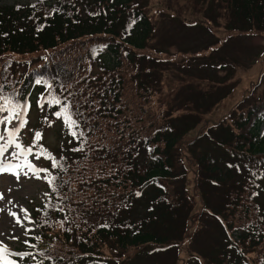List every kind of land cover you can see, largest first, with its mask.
<instances>
[{"label": "trees", "instance_id": "trees-1", "mask_svg": "<svg viewBox=\"0 0 264 264\" xmlns=\"http://www.w3.org/2000/svg\"><path fill=\"white\" fill-rule=\"evenodd\" d=\"M221 3L239 31L264 33V0ZM153 32L134 0L0 4V56L35 59L20 73H4L2 66L0 85L26 106L25 115L36 109L56 123L55 144L39 140L33 147L59 167L41 155L46 196L32 213L36 234L22 264H175V257L162 260L157 251L170 252L186 236L192 206L179 158L194 153L197 142L204 144L196 186L215 185L223 197L204 205L221 226L195 253L206 264H264V210L255 201L264 180V99L242 102L243 108L184 143L201 113L185 109L190 102L172 104L179 112L173 116L155 107L162 62L148 55ZM50 94L69 105L79 125L76 137L56 118L59 107H48ZM38 126L39 119L27 121L26 137H35ZM130 251L138 254L129 259Z\"/></svg>", "mask_w": 264, "mask_h": 264}, {"label": "rangeland", "instance_id": "rangeland-1", "mask_svg": "<svg viewBox=\"0 0 264 264\" xmlns=\"http://www.w3.org/2000/svg\"><path fill=\"white\" fill-rule=\"evenodd\" d=\"M35 1L0 0V4L12 5ZM134 2L147 15L154 29L149 45L151 51L148 55L162 62L158 64L161 70L159 88L156 89V94L152 95L155 107L161 106L165 114L171 112L173 116L179 112L175 113L170 108L172 104L184 107L185 102H190L192 104L185 109L191 110L196 107L201 113L198 115L201 119L200 125L185 136L184 143H189L197 138H194L195 136L204 134L214 123L227 117L237 107L243 108L242 104L245 107L252 99H264V33L239 31V27H236L238 24L233 23L231 12L221 0H134ZM20 61L22 60L19 57L0 56V69L3 66L4 73H20L24 71L22 64L28 68L35 59L33 56H28L25 61ZM223 94H225L224 98L210 109L209 106L216 101L215 97ZM23 119L30 125L39 119L37 130L41 134L40 141L49 148L55 144L54 120H44L36 109L27 112ZM16 123L18 122L7 127L11 129ZM4 128L5 125H0V134L5 135L6 141ZM27 131V128H23L18 133L17 142L22 148L31 147L28 140L34 141V136L30 139L26 137ZM262 134H264V116L259 129V135ZM5 141H0V144ZM201 144L197 142L194 153L189 152L179 158L184 190L192 206L189 219L191 222L187 223L186 236L177 248L173 246L170 252L157 251L162 260L168 259L170 255L169 260L175 257L177 260L175 264H186L188 261L206 264L195 253L196 248L200 249L201 241L210 243L216 236L215 225L221 226L218 218H214L212 214L208 215L204 210V205L211 206L220 202L219 198L223 197L219 191L221 188L212 185L203 189L204 184L203 188L199 189L196 186L200 176L197 160L200 156L198 150L202 147ZM16 151L18 150L14 147H9L8 152L4 157H0V160L13 166L21 165L25 158L21 156L13 159L12 154ZM32 152L33 154L27 156V162L34 168L43 170L38 172L41 179L35 178L26 167L22 170L16 168L18 175L0 173V196L3 197L0 199V209H2L0 243L8 250L17 253L23 252L30 238L36 234L32 213L40 210L46 196L48 175L33 148ZM214 187L218 188V191L213 189ZM258 190L255 201L258 207L264 210V200H262L264 180L261 181ZM9 213H14L15 217ZM16 218L20 219L23 228L16 223ZM26 229L29 231L24 235ZM197 231H200L198 237H202L194 243L193 235ZM104 254L108 255L107 252ZM135 254L138 253L130 251L127 257L133 258ZM15 258L17 257H11L16 264H20V260L16 261Z\"/></svg>", "mask_w": 264, "mask_h": 264}, {"label": "snow or ice", "instance_id": "snow-or-ice-1", "mask_svg": "<svg viewBox=\"0 0 264 264\" xmlns=\"http://www.w3.org/2000/svg\"><path fill=\"white\" fill-rule=\"evenodd\" d=\"M37 83H40V81H37ZM47 105L48 107H59V111L55 113L56 118L62 119L64 128L67 129L70 135L76 137L77 132H75L73 129L77 128L79 125L77 121L73 119V113L70 111L69 105L51 94L47 99ZM25 110L26 106L21 105L18 101L14 100L11 95H6L3 91V86L0 85V125H5L4 133H6L7 135V140L5 141V135L0 134V141H5V143L0 144V157L5 156V153L8 152L9 147H14L18 151L12 154V158L18 159L21 156L25 158L21 165L16 166H13L12 164H6L3 162V160H0V173L18 175V172L15 169L20 168L22 170L26 167L33 173L35 178L41 179L42 177L38 174V172L43 170H38L34 168L32 164L27 162V156L33 154L32 148L35 147L36 142L41 139V134L39 132L35 134L32 147L22 148L21 144L17 142L18 133L25 127V124L27 123L26 120L23 119ZM5 113L6 115H4ZM14 122L18 123L14 124V126L9 129L7 125L13 124ZM80 135H82V133ZM35 155L37 158H40L41 155H43L44 158L52 160V167H59L58 163L50 156V154H47L43 149H40V151L35 153ZM48 183L50 186H52L53 180L49 179ZM53 190L55 191L56 189L53 188ZM2 198L3 197L0 196V199ZM49 207H51V205H49ZM57 210L62 211V209ZM0 211H2V209H0ZM9 215L15 217L14 213H9ZM16 223L23 228V225L21 224L19 218H16ZM28 231L29 230L26 229L24 231V235H27ZM13 239H18V237H13ZM28 246L32 247L31 245ZM29 255H31V253H17L10 251L5 245L0 243V264H16V262L10 259V257H19L21 260H23Z\"/></svg>", "mask_w": 264, "mask_h": 264}, {"label": "bare ground", "instance_id": "bare-ground-1", "mask_svg": "<svg viewBox=\"0 0 264 264\" xmlns=\"http://www.w3.org/2000/svg\"><path fill=\"white\" fill-rule=\"evenodd\" d=\"M28 245H29V243H28ZM28 245H27V246H28ZM27 246H26V247H27ZM23 252H25V251H23ZM15 260H16V261L20 260L19 263L22 264V261H21V259H20L19 257L15 258Z\"/></svg>", "mask_w": 264, "mask_h": 264}]
</instances>
